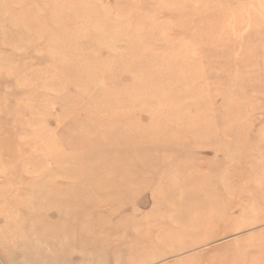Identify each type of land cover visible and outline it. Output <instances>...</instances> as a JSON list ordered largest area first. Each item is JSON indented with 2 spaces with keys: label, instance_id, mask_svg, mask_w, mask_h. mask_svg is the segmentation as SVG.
I'll use <instances>...</instances> for the list:
<instances>
[{
  "label": "rangeland",
  "instance_id": "obj_1",
  "mask_svg": "<svg viewBox=\"0 0 264 264\" xmlns=\"http://www.w3.org/2000/svg\"><path fill=\"white\" fill-rule=\"evenodd\" d=\"M0 103V264H264V0H0Z\"/></svg>",
  "mask_w": 264,
  "mask_h": 264
},
{
  "label": "bare ground",
  "instance_id": "obj_2",
  "mask_svg": "<svg viewBox=\"0 0 264 264\" xmlns=\"http://www.w3.org/2000/svg\"><path fill=\"white\" fill-rule=\"evenodd\" d=\"M13 118L16 121L18 120L17 116H15ZM26 140L29 142V145H32L33 138L31 137V131H30V133L28 132ZM30 153H29V157H28L29 159L32 158V152H30ZM23 167H26V166H23ZM19 169L21 171V165H20V167H18V172H19ZM25 172L26 173H25V179L24 180L23 179H17L16 182L13 184L9 183V182H5V184H3L0 187V221H1V219H2V221L4 220L3 223L5 225H11L12 224L11 229L14 230L16 234L19 233V231H20L19 230L21 227L20 222L21 223L24 222L23 224L27 228L29 226H31L30 228H28L27 232L24 235V236L27 235L26 237H28L30 240V238L32 237V233H33L32 232V230H33L32 225H33L34 220L36 218L35 213H37L33 209L34 208L33 202L36 199V197L34 199L35 192L33 190V185L35 186L34 182L36 179V174H35V170H34L32 163L28 164V168ZM25 181L27 182L26 184L28 186V190L26 192L28 195L26 196V198H21V197L17 196V194H18L17 192L19 190H22L21 188L24 187ZM13 192H16V193L14 194ZM45 195H43V196H45ZM55 206H57V205H55ZM40 208H41V206H40ZM25 216L27 219H25ZM28 252H29V254H27L24 258L21 257V262L22 263L27 262V264H34V260L32 259V254H31L32 251L30 250Z\"/></svg>",
  "mask_w": 264,
  "mask_h": 264
}]
</instances>
